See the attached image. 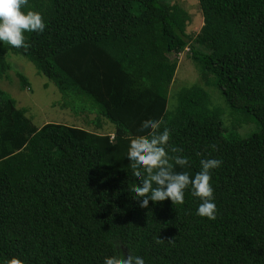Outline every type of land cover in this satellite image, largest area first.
Masks as SVG:
<instances>
[{
  "label": "trees",
  "instance_id": "16d2710c",
  "mask_svg": "<svg viewBox=\"0 0 264 264\" xmlns=\"http://www.w3.org/2000/svg\"><path fill=\"white\" fill-rule=\"evenodd\" d=\"M200 4L207 19L193 36L185 10L168 0H28L22 7L46 8V27L25 33L27 49L0 42V81L11 70L7 54L21 56L56 86L62 108L93 113L98 129L105 119L114 131L38 128L0 89V264H103L123 249L124 258L139 255L145 264H264V0ZM186 48L256 132L240 138L235 124L226 130L198 86L179 91L169 109ZM150 120L170 129L171 156L188 157L176 171L194 176L202 158L222 161L212 170L214 220L196 215L200 200L190 188L182 204L169 198L141 207L133 199L139 181L127 148Z\"/></svg>",
  "mask_w": 264,
  "mask_h": 264
},
{
  "label": "clouds",
  "instance_id": "9594fccd",
  "mask_svg": "<svg viewBox=\"0 0 264 264\" xmlns=\"http://www.w3.org/2000/svg\"><path fill=\"white\" fill-rule=\"evenodd\" d=\"M28 0H0V42L13 47H24L26 32H43L46 24L39 11L22 10ZM161 121H144L142 132L130 139L127 148V158L130 160L132 175L139 183L131 189L133 199L140 202L141 207H147L149 201L160 202L169 199L173 204H182L185 190L190 188L191 195L197 197L200 203L196 215L214 220L217 215V205L214 199L212 170L221 166L218 158H202L200 170L195 175L188 171H176L175 166L188 164V157L171 156L169 153L170 129L164 127L160 131ZM172 152L182 149L172 148ZM174 160V163L172 162ZM9 264H17L12 259ZM103 264H145L139 255L123 254L105 256Z\"/></svg>",
  "mask_w": 264,
  "mask_h": 264
},
{
  "label": "rangeland",
  "instance_id": "374dc122",
  "mask_svg": "<svg viewBox=\"0 0 264 264\" xmlns=\"http://www.w3.org/2000/svg\"><path fill=\"white\" fill-rule=\"evenodd\" d=\"M170 4L177 5L187 13L185 32L188 35H196L204 25L208 10L200 4V0H168ZM43 18L48 16V10L45 8L40 11ZM254 26L249 27L245 36L246 39L252 37ZM174 60V55L167 56ZM7 61L11 65V70L7 76L0 81V89L8 93L16 100L18 108L24 109L26 117L38 128L47 123L64 124L82 128L95 133L112 134L114 126L105 119L101 122L102 128H97L96 115L85 113L75 114L69 107L62 108L63 96L56 86L45 76L39 74L35 66L27 59L8 53ZM16 72L22 73L29 82V89L23 90ZM212 77L209 76V82L203 76V73L191 60L188 49L186 48L178 55L177 69L173 81L169 87V107L174 110L177 106L175 96L184 88L198 86L203 88L210 97L213 106L223 115V121L226 130L236 125L234 136L245 138L256 132L259 126L245 112L233 111L224 101L220 90L213 85ZM122 252V251H121ZM123 249V255L126 256Z\"/></svg>",
  "mask_w": 264,
  "mask_h": 264
},
{
  "label": "built area",
  "instance_id": "2783aa9c",
  "mask_svg": "<svg viewBox=\"0 0 264 264\" xmlns=\"http://www.w3.org/2000/svg\"><path fill=\"white\" fill-rule=\"evenodd\" d=\"M112 138V137H111Z\"/></svg>",
  "mask_w": 264,
  "mask_h": 264
}]
</instances>
